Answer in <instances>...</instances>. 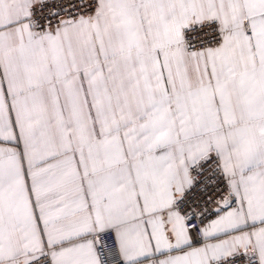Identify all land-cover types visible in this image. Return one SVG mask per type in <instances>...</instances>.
<instances>
[{
  "label": "snow or ice",
  "instance_id": "1",
  "mask_svg": "<svg viewBox=\"0 0 264 264\" xmlns=\"http://www.w3.org/2000/svg\"><path fill=\"white\" fill-rule=\"evenodd\" d=\"M0 264H264V0H0Z\"/></svg>",
  "mask_w": 264,
  "mask_h": 264
}]
</instances>
